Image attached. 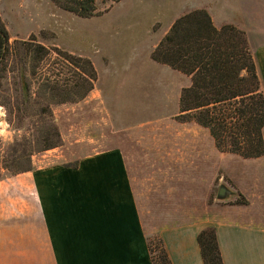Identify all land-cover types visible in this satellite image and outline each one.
<instances>
[{
    "label": "crops",
    "instance_id": "0c3cea01",
    "mask_svg": "<svg viewBox=\"0 0 264 264\" xmlns=\"http://www.w3.org/2000/svg\"><path fill=\"white\" fill-rule=\"evenodd\" d=\"M189 2L191 11L206 10L217 27L246 32L264 88V0ZM182 5L177 13H188ZM202 129L205 140L154 141L156 153L144 161L158 163L156 189L137 184L132 158L120 148L86 155L76 166L12 175L26 176L20 181L35 193L39 216L0 217V264H39L40 258L51 264L55 258L153 264L150 226L157 227L172 264H205L198 236L211 227L224 264H264V156L223 153ZM222 187L228 190L224 198Z\"/></svg>",
    "mask_w": 264,
    "mask_h": 264
},
{
    "label": "rangeland",
    "instance_id": "374dc122",
    "mask_svg": "<svg viewBox=\"0 0 264 264\" xmlns=\"http://www.w3.org/2000/svg\"><path fill=\"white\" fill-rule=\"evenodd\" d=\"M184 1L188 2L95 0L97 16L84 19L50 0H0V17L12 41L35 37L48 47L90 59L98 72L95 88L86 99L53 107L62 144L35 153L33 170L57 164L76 166L86 155L120 148L132 158L137 184L156 189L158 163L144 161L156 153L154 141L161 138L173 144L181 137L206 139L203 127L183 119L181 112V93L191 84V77L152 59L173 24L194 12L189 0ZM181 3V10L188 13H177ZM15 80L3 82L0 101L14 102L18 92ZM9 119V107L0 105V153L12 161L17 140L22 142L24 135L31 137L25 129L17 130ZM21 177L26 176L15 180L10 172H3L0 217L39 216V201ZM154 228L150 226L154 230L150 239L157 244L160 237ZM51 260L40 258L39 264H51ZM96 262L93 258L53 259V264Z\"/></svg>",
    "mask_w": 264,
    "mask_h": 264
},
{
    "label": "trees",
    "instance_id": "16d2710c",
    "mask_svg": "<svg viewBox=\"0 0 264 264\" xmlns=\"http://www.w3.org/2000/svg\"><path fill=\"white\" fill-rule=\"evenodd\" d=\"M50 1L84 19L97 16L95 0ZM152 59L191 77L180 98L183 119L208 129L219 151L244 159L264 156V90L245 31L217 27L206 10H197L173 24ZM10 78L16 79L17 97L0 105L9 107L10 123L31 138L17 140L12 161L0 153V181L4 171H33L35 153L62 144L53 107L86 99L98 72L90 59L35 37L12 41L0 17V90ZM154 242L149 239L153 264H172L162 241ZM198 242L205 264H224L215 228L203 230Z\"/></svg>",
    "mask_w": 264,
    "mask_h": 264
},
{
    "label": "water",
    "instance_id": "95a60500",
    "mask_svg": "<svg viewBox=\"0 0 264 264\" xmlns=\"http://www.w3.org/2000/svg\"><path fill=\"white\" fill-rule=\"evenodd\" d=\"M227 193H228L227 188L222 187L221 190H220V192H219V197H220V198H224V197L226 196Z\"/></svg>",
    "mask_w": 264,
    "mask_h": 264
}]
</instances>
